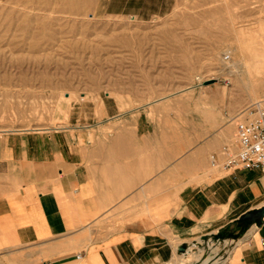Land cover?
<instances>
[{"label":"rangeland","instance_id":"374dc122","mask_svg":"<svg viewBox=\"0 0 264 264\" xmlns=\"http://www.w3.org/2000/svg\"><path fill=\"white\" fill-rule=\"evenodd\" d=\"M258 102L264 0H0V133L93 139L140 116L196 144ZM228 238L177 264L224 254Z\"/></svg>","mask_w":264,"mask_h":264},{"label":"crops","instance_id":"0c3cea01","mask_svg":"<svg viewBox=\"0 0 264 264\" xmlns=\"http://www.w3.org/2000/svg\"><path fill=\"white\" fill-rule=\"evenodd\" d=\"M237 120L196 144L140 116L93 139L0 133V264H174L219 236L241 240L222 264H264V222L241 219L264 206V170L223 166Z\"/></svg>","mask_w":264,"mask_h":264},{"label":"built area","instance_id":"2783aa9c","mask_svg":"<svg viewBox=\"0 0 264 264\" xmlns=\"http://www.w3.org/2000/svg\"><path fill=\"white\" fill-rule=\"evenodd\" d=\"M238 119L236 124L238 148L233 150L230 145L222 147L227 155L224 168L243 167L264 170V104L255 103L247 111L232 117ZM212 164H217L216 155L211 156ZM225 254V253H224ZM223 254L222 260H226Z\"/></svg>","mask_w":264,"mask_h":264},{"label":"bare ground","instance_id":"6f19581e","mask_svg":"<svg viewBox=\"0 0 264 264\" xmlns=\"http://www.w3.org/2000/svg\"><path fill=\"white\" fill-rule=\"evenodd\" d=\"M200 241V240H199ZM226 241V245L227 244H230L234 241L233 238H228L225 240ZM240 241H237V243H240ZM195 245V244H193ZM239 245V244H238ZM196 246V245H195ZM192 247V246H191ZM198 248V247H197ZM227 248V247H226ZM229 248V247H228ZM227 248V249H228ZM211 250L213 251V254H207L206 256H203L202 254H200L197 258V260H191L190 262L188 263H183V264H222L224 262V260H222V256L223 254H220V248L219 246H213L212 245V248ZM207 252V251H206ZM195 255V254H194ZM178 256V255H177ZM189 256V255H188ZM192 256V255H191ZM184 257V256H183ZM175 261V260H174ZM178 263H182L184 262V259L181 258V255H179V258H178ZM176 261V263H177Z\"/></svg>","mask_w":264,"mask_h":264},{"label":"water","instance_id":"95a60500","mask_svg":"<svg viewBox=\"0 0 264 264\" xmlns=\"http://www.w3.org/2000/svg\"><path fill=\"white\" fill-rule=\"evenodd\" d=\"M242 220H248L251 222V224H256L258 226H261L264 222V206L260 207L258 209H255L253 211L246 212L241 217ZM221 237V236H219ZM238 238V237H234ZM185 250V248H183Z\"/></svg>","mask_w":264,"mask_h":264}]
</instances>
